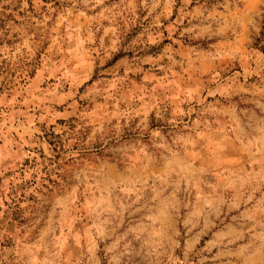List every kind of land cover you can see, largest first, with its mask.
Masks as SVG:
<instances>
[{"label":"rangeland","instance_id":"rangeland-1","mask_svg":"<svg viewBox=\"0 0 264 264\" xmlns=\"http://www.w3.org/2000/svg\"><path fill=\"white\" fill-rule=\"evenodd\" d=\"M0 264H264V0H0Z\"/></svg>","mask_w":264,"mask_h":264}]
</instances>
